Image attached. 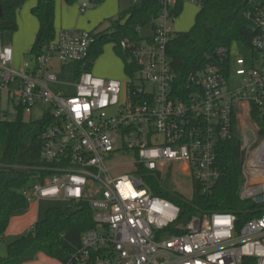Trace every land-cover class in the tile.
Returning a JSON list of instances; mask_svg holds the SVG:
<instances>
[{
	"label": "built area",
	"instance_id": "built-area-1",
	"mask_svg": "<svg viewBox=\"0 0 264 264\" xmlns=\"http://www.w3.org/2000/svg\"><path fill=\"white\" fill-rule=\"evenodd\" d=\"M205 1L163 0L150 23L153 34L121 43L125 80L92 71L76 76L97 32L62 29L20 67L0 32V96L7 93L24 116L42 108L40 120L51 122L41 164L22 168L30 171L24 196L29 204L88 202L95 211L96 227L83 236L78 264H264V214L239 225L232 213H199L181 225L180 207L149 184L180 173L193 179L194 190L198 184L202 194L211 193L221 176L218 146L237 130L241 199L264 204L256 201L264 198V138L252 117L253 109L264 116V0L248 13L259 32L251 64L221 48L183 77L168 53L173 12L179 5L201 10ZM59 72L75 78L72 92L53 89ZM232 75L238 87L230 86ZM123 167L130 173L116 176Z\"/></svg>",
	"mask_w": 264,
	"mask_h": 264
},
{
	"label": "trees",
	"instance_id": "trees-1",
	"mask_svg": "<svg viewBox=\"0 0 264 264\" xmlns=\"http://www.w3.org/2000/svg\"><path fill=\"white\" fill-rule=\"evenodd\" d=\"M31 0H0L4 16L0 19V32L6 44L17 33L18 13ZM31 14L39 22V30L31 54L40 55L56 36V0H36ZM77 0H65L72 6ZM97 5L107 0H91ZM163 0H138L113 20L108 30L97 32L96 43L90 57L77 65L76 76L92 71L95 61L103 54L107 44H113L121 57L127 54L120 48L124 40H138V27L149 25L159 17ZM255 0H206L194 25L188 32L176 33L168 45V53L174 69L183 77L201 68L206 56H213L219 49H231L235 42L244 43L249 50L259 32L254 29L248 13L254 9ZM179 5L174 10L177 19L183 12ZM0 112L1 96H0ZM253 121L260 127L264 138V116L252 110ZM50 119L26 121L23 110L16 121L0 116V239H3L12 217L28 210L23 189L28 185L30 171L23 167L41 164L42 135L48 129ZM217 166L221 173L213 191L202 194L195 184L194 196L189 199L175 190L171 179L163 183L149 179L156 196L170 200L181 209L179 224L186 225L199 213L224 212L235 214L239 225L264 214V204L241 199L244 185L241 140L235 130L231 140L218 146ZM95 211L88 202L71 203L67 208H50L44 220L37 222L26 234L7 245V256L0 257V264H26L37 260L40 254L62 264H78L76 256L82 250L86 232L96 227Z\"/></svg>",
	"mask_w": 264,
	"mask_h": 264
},
{
	"label": "rangeland",
	"instance_id": "rangeland-1",
	"mask_svg": "<svg viewBox=\"0 0 264 264\" xmlns=\"http://www.w3.org/2000/svg\"><path fill=\"white\" fill-rule=\"evenodd\" d=\"M109 0L108 3H110ZM119 1L121 9L120 12H124L130 8L133 0H114ZM36 0H31L27 2L23 8L18 13V26L19 29L13 39V45L17 50L23 45L26 46L24 51L27 54H22L18 52L16 54V67H20L22 61L30 58V51L32 50V45L30 44L35 31L38 30V22L36 18L31 14V9L35 6ZM83 4H87L86 12L83 14L81 9ZM102 7V4L97 5L91 0H77L76 3L72 6H67L64 0H57V16H56V27H59V24L62 22L64 28L68 26L72 29L78 30H95V32H101L110 29L111 23L118 16H107L101 17L100 19L91 16L95 10H98ZM200 10L198 8L191 7L186 5L183 9L182 14L170 24L172 30L175 33L188 32L194 25L195 19ZM98 16V15H97ZM94 20L92 26L88 27L87 24L90 20ZM97 20V21H95ZM153 34L152 25H146L140 30V37L146 38L150 37ZM112 44H107L104 47L103 54L95 61L93 72L98 76L103 77H116L123 78V71L121 67V62L119 59L122 58L114 50ZM238 57H244L249 64H251V50L242 42H235L231 46V58L235 60ZM123 61V60H122ZM56 71L60 70V67L56 66ZM126 79V78H125ZM124 79V80H125ZM75 82V78L72 75H64L59 72L58 75V84L53 85V89L62 92H72L74 89L70 85ZM240 85V79L235 78L232 75V80L230 83L231 87H238ZM1 109L3 112L2 118L8 121H16L19 118V111L16 109L13 101L9 98L7 93L1 95ZM6 114V115H4ZM43 117V109L37 107L33 111V116L28 117L24 116L26 121H39ZM129 167H123L116 170V176H122L130 173ZM172 185L175 190L179 191L187 198L191 199L194 196V182L193 179L182 174H178L172 178ZM70 204L64 201H38L33 202L28 205V210L20 213L21 216L26 215L28 219L35 220V224L45 219L47 211L50 208H62L65 209ZM4 241H0V246L3 245ZM7 254V253H6ZM6 256V255H5Z\"/></svg>",
	"mask_w": 264,
	"mask_h": 264
},
{
	"label": "crops",
	"instance_id": "crops-1",
	"mask_svg": "<svg viewBox=\"0 0 264 264\" xmlns=\"http://www.w3.org/2000/svg\"><path fill=\"white\" fill-rule=\"evenodd\" d=\"M64 2H65V0H64ZM108 2H109V0H107L106 2H104L102 4V7L100 9L98 8V10H95L93 13H91V16H93V17L95 16V18L99 17L97 19H100L101 17H107V16H116V15L119 16V14L121 13L120 12L121 6H120L119 1L111 0L110 3H108ZM36 3H37V1H36ZM67 6H69V5H67ZM191 7H193V6H191ZM80 9H82V8H80ZM56 16H57V0H56ZM93 21H94L93 19L90 20L88 22L87 26L88 27L92 26ZM95 21H97V20H95ZM37 22H38V20H37ZM56 24H57V22H56V17H55V29H56V33L58 31L62 30V29H72V27H70V26H68V28H64L62 22L59 24V27H56ZM38 30H39V22H38ZM38 30L35 31V34H34L32 40L30 42V44L32 45V48H33V45H34V42H35V39H36V35H37ZM85 31H93V32H95L94 29L93 30H85ZM15 35H14V37H15ZM14 37H13V39H14ZM9 44L12 45L13 48H14V52H15V65H16V58L18 59V57H17L16 54H19L22 51H23L22 54H24V55L27 54L24 51V49H26L25 48L26 46L23 45L22 47H19V50H17V53H16V48L13 45V40ZM31 52H32V50L30 51L29 55H31ZM119 60L121 62V67H122V71H123V73H122L123 74V78L125 79L126 72H125V68H124V63H123V61L121 59H119ZM22 63H23V61H22ZM93 69H94V67H93ZM93 69H92V72H93ZM101 77H103V76H101ZM108 78H115V79H118V80H123L121 78H116V77H108ZM34 222H35V220L28 219L26 215L21 216L20 213L14 215L12 217V219L10 221V225H9V227H8L6 233H5L4 238L3 239H0V241H4L3 245L0 246V257H6L7 256V254H6L7 253V245L9 243L13 242L14 240H16L18 237H20V236L28 233L33 228V226L35 225ZM26 264H62V263H60L59 261H57L55 259L49 258V257H47L44 254H40L38 256V258H37L36 261L30 262V263H26Z\"/></svg>",
	"mask_w": 264,
	"mask_h": 264
},
{
	"label": "water",
	"instance_id": "water-1",
	"mask_svg": "<svg viewBox=\"0 0 264 264\" xmlns=\"http://www.w3.org/2000/svg\"><path fill=\"white\" fill-rule=\"evenodd\" d=\"M3 16H4V11H3L2 6L0 5V19H2ZM256 201H257L258 203H261V202L264 201V198H263V197H258V198L256 199Z\"/></svg>",
	"mask_w": 264,
	"mask_h": 264
}]
</instances>
